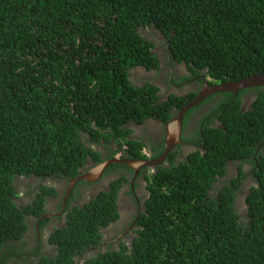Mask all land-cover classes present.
Returning <instances> with one entry per match:
<instances>
[{"label": "trees", "instance_id": "obj_1", "mask_svg": "<svg viewBox=\"0 0 264 264\" xmlns=\"http://www.w3.org/2000/svg\"><path fill=\"white\" fill-rule=\"evenodd\" d=\"M260 73L264 0H0V264H264V154L255 152L264 85L250 89L247 109L248 88L207 98L216 103L202 115L197 146L180 157L171 149L150 174L145 211L126 240L104 235L121 216V179L81 205L72 189L62 205L87 159L100 160L96 145L146 158L151 140L132 138L133 125L167 122L196 96L198 76L216 83ZM168 77L185 86L172 90ZM235 160L250 173L240 165L230 177ZM246 175L254 184L242 190L241 215ZM61 180L60 194L49 182ZM62 206L64 220L55 214ZM52 219L61 223L49 230Z\"/></svg>", "mask_w": 264, "mask_h": 264}, {"label": "flooded vegetation", "instance_id": "obj_2", "mask_svg": "<svg viewBox=\"0 0 264 264\" xmlns=\"http://www.w3.org/2000/svg\"><path fill=\"white\" fill-rule=\"evenodd\" d=\"M173 70L175 72H177L179 69L173 68ZM154 74H155V72H151L148 75V77H151ZM198 77H197V79L201 78L203 83L200 84L198 82H194V85H195L194 91H196V92H198L199 89H201V87L204 84L205 79H208V82H211L210 78L206 77L205 79H203L201 76H198ZM153 80L155 81V79H153ZM168 80L170 81L169 86H170V88H172V90H174L175 87L177 89H180V88L182 89V87L185 86V84L179 85L175 81H172V79L170 77H168ZM251 88H253V87L248 88L249 94L247 96L245 95L243 98V103H242L241 109H244V108L247 109V107L249 108L251 106L252 99L254 98V94H255L254 91L250 90ZM244 89H247V88H244ZM240 90H243V89H240ZM240 90H238V91H240ZM224 92H226V91H224ZM226 93H232L233 95L236 94V93L234 94L233 92H226ZM214 94L217 95L218 92H214V93L208 95L205 99H203L199 103V104H201V109H200L201 111H199L196 116H194V117L192 116V119H189V120L186 119L184 121V117H183V126H182V130H181V134H180L181 143L178 145H174V147L171 148V149L176 150V151H181L177 155L178 157H180L181 154L186 155L188 153V150H193V148L195 146H197V145L194 146L192 140H195V139L198 140V138H200V136H201V135H197L196 131L198 130V127L200 128V131H201V127L204 124L205 120L202 121V119L204 118V116H202V115L209 113L211 108L213 107V102L216 103L215 100H208L207 99L209 96L214 95ZM171 112H172V116H173V114H175L176 111H175V109H173ZM185 114H184V116H185ZM213 121L216 122L217 127L221 126L218 123V119L214 118ZM154 122L156 123V125H153ZM165 123H162V122H159L156 120H151V121L145 120L140 124H134L135 127H137L138 129H141L142 124H144L145 125L144 129H145L146 134L142 133L143 130H140V132L142 134H139V132L135 133L134 131H132L130 134L131 137L132 138L137 137L138 139L146 137V138H149L151 141H145L144 142L146 144V150L145 151L143 150V151L147 156L146 158H144V159L143 158H129V159L147 160V159L157 158V157L161 156L163 154L164 150H163L162 154H160L157 157H154L153 154L155 152H151V151L154 150L157 146H161V145H163L165 148V145H164L165 139H166V138L164 139V136H165L164 125H165ZM96 149H98V151H99L100 160H96L97 162L96 161L93 162L91 159H87V163L80 169V176H82L84 174H88L89 178L91 180L86 181L84 179H81V180H78L73 185L72 189H73L74 193L78 192V189H79V194L75 197L74 200H72V204L73 205L74 204L81 205V203L86 202L84 199H83L84 200L83 202L81 201V198L83 197L84 193L90 194L92 196L93 194H96V192L100 191L101 189H107L109 187L110 181L115 180V179H121V184H120V187L118 188V191H117V208H118V211H119L121 216L117 222L111 223V226L107 228L108 234L113 233L115 235V237L112 238L111 240H116L121 235L126 236L127 234H130L131 228L136 229L135 224L137 223V219L145 211V201L149 196L148 178L150 177V174L152 172L154 173L156 171V169L159 165L166 163L167 155H166L165 159L158 165H155L153 167L137 166L138 168H136V166L134 167V166H130V165L125 164V163H120V162L109 163V161L112 160L113 158H120V159H127L128 158V157H122L121 153H117L115 156H113V155L110 156V151L108 150V148L104 147L102 145H96ZM258 149L261 150V153L264 154V140L259 144V146L255 152H257ZM104 163H106L104 170L102 172H100L99 175H97V172H95L93 170L96 167H98L99 165L100 166L103 165ZM112 164H119L120 166L117 168H109L110 165H112ZM227 164L229 165L228 172L230 173V177L232 176L231 173H232V171H234L235 167L237 168L240 165L244 171L249 172V173L251 171V165L247 161H243V160L242 161L235 160L234 162L228 161ZM91 169H92V171H91ZM55 186H56L57 190L59 191V193L61 194L63 192V190L65 189V182L63 180L56 181ZM58 200L56 198L55 199L52 198V202L54 204H56ZM55 214L57 215V217L59 219L64 220V218L66 217L65 216L66 215V209L62 206L61 210L59 212H56ZM49 215H52V214L50 213ZM132 237L133 236H130V239H132Z\"/></svg>", "mask_w": 264, "mask_h": 264}, {"label": "water", "instance_id": "obj_3", "mask_svg": "<svg viewBox=\"0 0 264 264\" xmlns=\"http://www.w3.org/2000/svg\"><path fill=\"white\" fill-rule=\"evenodd\" d=\"M264 85V73L254 74L251 76H247L238 80L232 81H225V82H208V79L204 80V84L197 92L196 96L185 106L181 109L177 110L175 114H173L172 118H170L164 125L165 129V148L164 152L161 156L157 158L147 159V160H137V159H120V158H113L109 161V163H125L130 166H149L153 167L155 165L160 164L166 157L167 153L171 150L174 145H178L181 143L180 134L183 126V117L187 110H189L192 106L199 104L203 99H205L208 95L218 92V91H226V92H233L234 94L244 88L255 87ZM108 163V162H107ZM106 163L103 165H99L94 169L97 172V175L100 174L104 170ZM84 179L86 181H90L88 174H84L82 176H78L77 178L70 181V185L67 188L65 195L62 200V205L65 202V198L69 194V191L72 189L73 185L78 181Z\"/></svg>", "mask_w": 264, "mask_h": 264}, {"label": "rangeland", "instance_id": "obj_4", "mask_svg": "<svg viewBox=\"0 0 264 264\" xmlns=\"http://www.w3.org/2000/svg\"><path fill=\"white\" fill-rule=\"evenodd\" d=\"M161 88H162V91H166V90H168V88L167 87H165V86H163V85H161ZM194 117V116H193ZM153 125H156V123L154 122L153 123ZM144 127H145V125L144 124H142V126H141V129H138L137 127H135V125H133V127H132V129H133V131L135 132V133H138L139 132V134H146V132H145V129H144ZM140 130H143L142 131V133L140 132ZM96 147V146H95ZM91 171H92V169H91ZM94 171V170H93ZM244 171V170H243ZM236 172V173H235ZM244 172H246V171H244ZM232 173H235L234 175H237L238 174V170L236 171L235 169H234V171L232 172ZM231 173V174H232ZM247 173V172H246ZM251 176L252 175H246L244 178V180H242V189L237 193V203H236V206H237V208H238V211H239V213L241 214V215H244V214H246L245 212H244V195L242 194V190L244 189V188H246V186L248 185V183L249 182H252L253 183V181L251 180ZM26 182H24L23 184H25ZM52 186H54V187H56L55 186V182H52V181H50L49 182ZM254 184V183H253ZM22 189H23V191H24V189H25V187H24V185H23V187H22ZM91 195L90 194H86V193H84L83 194V197L81 198V201L83 202L84 200L85 201H87L88 199H89V197H90ZM84 199V200H83ZM57 203H58V201H57ZM56 203V204H57ZM54 203L52 202V200H49L48 201V203H47V208L48 209H50L51 210V212L50 213H52L53 211H54ZM30 220L32 221L33 220V218H30ZM61 223V221L60 220H57V219H52L49 223H48V225H47V228L50 230L54 225H57V224H60ZM32 235L33 234H29L28 236H27V239H28V248H32L34 245H36V242H35V240H32ZM40 235H41V239L44 241V240H46V237H47V230H46V228L45 229H43L41 232H40ZM105 238H108V235H113L112 236V238H114L115 237V235L113 234V233H110V234H108L107 232H105ZM122 237V240H126L127 238H128V236H121ZM111 238V239H112ZM121 240H119V242H120Z\"/></svg>", "mask_w": 264, "mask_h": 264}, {"label": "clouds", "instance_id": "obj_5", "mask_svg": "<svg viewBox=\"0 0 264 264\" xmlns=\"http://www.w3.org/2000/svg\"><path fill=\"white\" fill-rule=\"evenodd\" d=\"M210 83H212V82H210ZM187 111H188V110H187ZM187 111H186V112H187ZM164 131H165V129H164ZM164 134H165V132H164ZM164 139H165V136H164ZM235 176H237V175H234L233 177H235Z\"/></svg>", "mask_w": 264, "mask_h": 264}]
</instances>
